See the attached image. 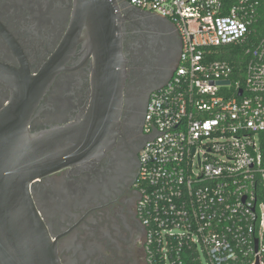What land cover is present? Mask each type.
I'll use <instances>...</instances> for the list:
<instances>
[{"label": "built area", "instance_id": "1", "mask_svg": "<svg viewBox=\"0 0 264 264\" xmlns=\"http://www.w3.org/2000/svg\"><path fill=\"white\" fill-rule=\"evenodd\" d=\"M118 2L168 20L180 42L138 156L146 264H264V0ZM228 46L242 70L215 60Z\"/></svg>", "mask_w": 264, "mask_h": 264}, {"label": "flooded vegetation", "instance_id": "2", "mask_svg": "<svg viewBox=\"0 0 264 264\" xmlns=\"http://www.w3.org/2000/svg\"><path fill=\"white\" fill-rule=\"evenodd\" d=\"M72 12L73 0H0V113L27 77L40 95L31 105V134L54 126L87 133L85 157L30 186L60 263L146 264L138 156L148 141L146 107L177 68L179 37L168 20L119 7L115 36L121 41L123 87L117 108L112 95L94 83L83 41L63 70L52 76L47 68L66 38Z\"/></svg>", "mask_w": 264, "mask_h": 264}, {"label": "water", "instance_id": "3", "mask_svg": "<svg viewBox=\"0 0 264 264\" xmlns=\"http://www.w3.org/2000/svg\"><path fill=\"white\" fill-rule=\"evenodd\" d=\"M120 6L118 0H73L66 38L47 65L54 76L83 41L87 58H92L94 83L112 95L117 108L123 87L121 41L115 36ZM35 83L25 77L23 88L0 113V264H61L56 243L33 204L30 186L74 166L86 154L85 130L54 126L30 133L31 105L40 97ZM223 84L229 81L216 83Z\"/></svg>", "mask_w": 264, "mask_h": 264}, {"label": "trees", "instance_id": "4", "mask_svg": "<svg viewBox=\"0 0 264 264\" xmlns=\"http://www.w3.org/2000/svg\"><path fill=\"white\" fill-rule=\"evenodd\" d=\"M220 54H217L214 58L215 60H225L230 64L234 65L236 71L244 67L247 63L248 57L244 55L241 48L228 46L223 47L220 50ZM236 73V72H235ZM263 155H264V145L262 146Z\"/></svg>", "mask_w": 264, "mask_h": 264}]
</instances>
